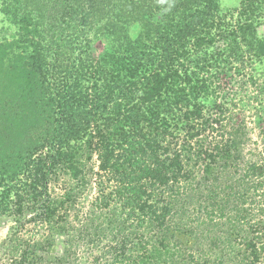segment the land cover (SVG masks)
<instances>
[{
  "label": "trees",
  "instance_id": "16d2710c",
  "mask_svg": "<svg viewBox=\"0 0 264 264\" xmlns=\"http://www.w3.org/2000/svg\"><path fill=\"white\" fill-rule=\"evenodd\" d=\"M225 10L0 0V264H264V147L221 88L250 68L264 144V0Z\"/></svg>",
  "mask_w": 264,
  "mask_h": 264
},
{
  "label": "rangeland",
  "instance_id": "374dc122",
  "mask_svg": "<svg viewBox=\"0 0 264 264\" xmlns=\"http://www.w3.org/2000/svg\"><path fill=\"white\" fill-rule=\"evenodd\" d=\"M220 2L222 3L223 8H226V10H228L229 8L239 5L240 0H220ZM3 19H4V15L0 12V29H1V26L3 25L2 23ZM99 23L89 28L87 27L88 28L86 30L87 33L83 34L80 32L78 34L79 36L78 42H80L81 40L80 38H86V35L92 38V48H93L92 52L94 55H98L99 52L104 47V43L102 39L99 36L97 37L95 34L93 35L94 30H97L99 28L100 26ZM258 30H259V35L264 38V25L259 27ZM81 46H82L81 43L80 44L75 43V47L80 49ZM261 68L264 70V64L261 65ZM249 69H250L249 67L244 68V71L248 73L247 75H243V74L239 75L237 74L235 70H233L234 72L232 73H236L233 79H229L226 76L222 75L221 88L223 91L222 93L225 94L226 95L225 97H227L228 99L229 110L227 114L232 115L233 122L245 121L246 124L249 126V131L253 134V138H254L253 142L258 144L259 148H263L264 144L262 142V138L261 136L258 135V132H259L258 129L261 124L262 118H258L256 117V115H252V113L255 110L254 106L257 104L256 99L258 100L259 98L260 99L263 98L262 97L263 93L260 94L258 92L260 88L255 86L252 80H250V78L248 77V75H250ZM232 100L237 101V102L240 101L239 103H241L242 101V103L245 105L244 106L245 109L241 108L238 104L235 106L234 102L233 104L232 103L230 104ZM252 147H253V144H252ZM93 161H96V157L94 158ZM262 162L264 163V160H262ZM61 181L63 183V179L55 181V183L53 184V189L57 190V188H60ZM16 224L17 223L12 222L11 216H7V215L1 216L0 217V240L7 239L9 236H11L12 233L16 230ZM39 238L40 236L36 234L35 232H32V234L30 235L31 240H36ZM0 255H2V259L8 258L7 257L8 255L6 256L5 253H0Z\"/></svg>",
  "mask_w": 264,
  "mask_h": 264
}]
</instances>
